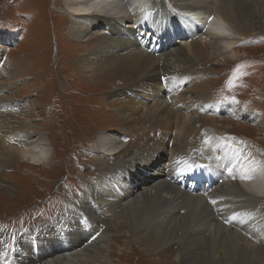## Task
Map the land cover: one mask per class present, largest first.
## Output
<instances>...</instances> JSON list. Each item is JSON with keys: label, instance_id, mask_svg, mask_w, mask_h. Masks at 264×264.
Masks as SVG:
<instances>
[{"label": "bare ground", "instance_id": "1", "mask_svg": "<svg viewBox=\"0 0 264 264\" xmlns=\"http://www.w3.org/2000/svg\"><path fill=\"white\" fill-rule=\"evenodd\" d=\"M169 1L174 5L170 10L166 3L169 12L166 22H171V27L161 35L162 40L157 38L153 49L145 47L142 38L147 41L153 35L159 37L160 31L154 29V25L159 23L156 15H161V10L153 6L151 24V11H145L149 0H67L64 3L65 13L71 19L70 36L81 44L86 43L84 46L90 47L87 48L90 52L97 54L100 51L104 55V59L96 62L100 66L89 65V76L95 79L104 75L110 79L116 96L124 97L123 107L127 111L147 108L151 114L153 109L147 106L151 97L165 100L170 97L171 101L162 102L152 112L153 116L147 117L158 123L154 131L160 132L148 143L150 147L140 148L138 154L125 158L114 168L110 167L108 156L120 154L126 146L116 134L101 135L99 142L104 150L98 151L101 156L98 160L104 162L97 160V182L92 178L85 179L84 185L88 188L81 198V205H76L75 212L58 217L52 225L26 232L17 240L10 236V250L20 251V254L15 260L5 262L4 257H8L9 252L8 247L3 246L0 264H115L110 254L103 250L108 246L110 235L107 224L125 239L127 247L135 244L145 253L162 250L172 253L178 247L177 260L184 264H264V237L251 245L246 238L237 235L251 226H259L254 218L264 208V146L238 137L227 138L214 130H205L201 138L192 141L195 118L189 115L187 99L180 96V100L174 102L175 93L182 92L183 87L191 89L202 85L203 88L206 85H198L201 69L195 70L191 65L190 70L180 73L178 68L183 64L180 61H197V52L207 48L199 41L211 44L212 58L217 64L224 65L241 57L235 45L250 35L264 33V0ZM103 24L112 28L96 31ZM105 31L111 32L109 37ZM98 36L104 40L100 41ZM130 37H137L138 41L131 42ZM178 39L190 44L172 53L173 59L169 55L162 62L156 59L158 52L170 49ZM118 45L117 50L114 47ZM122 50L126 51L121 56L115 55ZM2 52L0 47V55ZM91 58L93 60L94 56ZM87 60L86 56L80 57L78 65ZM5 67L0 71H6ZM208 74L204 73V76ZM116 82L122 83L115 85ZM15 90V85L8 87V94ZM148 94L151 95L146 102ZM210 94L203 93L197 100L194 97L199 109L221 116L239 112L241 117L242 110L235 105L210 103ZM5 108L0 101V173L16 157L39 165L49 162L53 156L47 157L51 151L50 139L43 136L36 139L31 133L36 126L20 119L16 121L13 114L4 112ZM193 108L196 109L194 105ZM213 114L206 116L215 117ZM129 117L128 121L132 122L134 116ZM47 140L50 146L46 144ZM200 144L201 148L198 147ZM126 161L132 163L131 170L127 169ZM125 170L127 192L124 195L111 193L109 187L115 188L111 180L120 182ZM4 187L11 190L9 186ZM242 203L251 208L245 210ZM108 215H112L113 223H106ZM212 223L216 228V231L212 230L213 234L205 227ZM41 228L56 250L47 243L42 252L37 251L43 245L40 242L44 241ZM90 228L94 232L88 238ZM4 240L5 236L0 233V242ZM12 244L17 247L12 249ZM72 246L77 247L70 250ZM86 254L90 256L89 261L87 258V262L79 260L80 255ZM26 258L29 263L24 262Z\"/></svg>", "mask_w": 264, "mask_h": 264}, {"label": "rangeland", "instance_id": "2", "mask_svg": "<svg viewBox=\"0 0 264 264\" xmlns=\"http://www.w3.org/2000/svg\"><path fill=\"white\" fill-rule=\"evenodd\" d=\"M66 1L0 0V47L3 49L0 55V62L2 61L0 68L6 66V71H0L1 105H6L4 112L13 114L16 121L20 119L19 121H24L23 123L34 124L36 127L31 133L36 139L39 136L46 139L48 137L51 146L49 140L46 144L50 146L51 155L48 154L47 157L53 155L49 162L46 161L41 165L16 157V160L9 161L8 168L2 169L0 173V233L5 236V242H0V259L3 258V246L8 247L9 258L4 257V261L7 260L5 262L15 260V256L20 254V251L15 253V250H10V236L12 240H17L26 232L52 225L58 217L75 212L76 205H81V198L88 188L84 185L85 179L92 178L96 180L95 182L99 179L95 176L98 175L97 160L101 158L98 151L104 150L98 145L101 135L116 134L122 141L121 144L126 146L122 154L108 156L110 161L108 163H111L110 167L114 168L125 158L138 154L140 148L150 147L149 144L158 137L160 132L154 131L158 123L147 117L149 115L152 117V112L161 106L162 102L166 104V101H171L170 97L167 100L151 97L147 104L150 109H153L151 114H148L147 108L144 110L141 108L137 112L127 111L123 107L124 97L116 96L114 87L110 85V79L104 75L96 76L95 79L90 77L89 65L100 66L96 62L104 59V55L100 51H97V54L90 52L87 49L90 47L84 46L86 43L82 45L70 36L68 28L71 19L64 10ZM166 3L170 9L174 7L169 0H153L149 16H151L152 24L153 6L160 8L161 15H156V21L159 23L154 25V29L160 31L158 34L160 38L157 35L151 36V39L148 38L147 41L142 38L143 44L146 43L145 47L150 46V49H153V43H156L158 39L162 40L164 37L161 35L171 27V22H166V17H169ZM103 27L105 30L107 27L112 28L111 25L103 24L98 26L96 31L103 29L104 32ZM105 34L109 37L111 32L109 34L105 31ZM101 35L105 37L102 33ZM117 36L115 34V38ZM98 38L100 41L104 40L101 36ZM244 39L235 45V49L241 52V57L228 61L224 65L217 64V60L212 58L211 44L204 41L198 42L206 44L207 48L197 52V61L192 62L193 64L184 63V60L180 61L183 63L178 68L181 70L180 73L190 70L192 65L195 70L201 69L198 85L206 84L203 88L202 85L191 89L183 87L182 92L175 93L177 97L174 98V102L180 100V96H182L181 99L186 98L185 104L190 107L189 115L195 118L194 131L191 134L192 141L201 138L205 130H214L227 138L238 137L260 147L264 146V33L250 35ZM130 41L138 40L137 37L134 39L130 37ZM150 42H152L151 45ZM176 42L170 45V49H164L162 53L158 52L156 59L162 62L167 55L173 59L175 56L171 55L172 53H176L181 46L190 44L181 39ZM114 48L118 50L120 46ZM125 51L122 50L115 55L121 56ZM82 56H86L88 60L79 66L78 61ZM92 56H94L93 60ZM207 72L209 76L206 77L204 73ZM119 83L122 82H116L115 85ZM14 85L16 90L9 95L8 87ZM206 92L212 95L210 103L214 105L216 102L230 103L242 110L243 114L241 117L239 112L232 116L229 114L221 116L199 109L196 100ZM150 95L148 94V98L145 99L146 102ZM207 113L215 117H208ZM130 115L134 116L132 122L128 121ZM201 146L202 144L198 145L199 148ZM126 162L127 169H130L132 163ZM126 170L120 182L115 183V180H111V184L115 187L111 189L109 187L111 193L124 195L127 192ZM101 177L105 178L104 175ZM4 186H9L11 192ZM138 188H140L139 185ZM242 206L245 210L251 208L246 203H242ZM106 219V223L114 221L112 215L106 216L105 221ZM254 222L259 223V226H251L248 231L242 230L237 233L241 239L246 238L245 241L251 245L257 244L264 237V208L254 218ZM107 225L106 229L110 235H108V246L103 250L110 254L115 264H184L177 260L178 247H175L172 253L163 250L145 253L138 245L127 247L124 243L125 239L109 224ZM194 225L196 227L197 224ZM205 227L212 234L216 231L213 223ZM39 231L44 241L40 242L43 245L37 251L42 252L47 243L51 249L53 247V250H56L42 228ZM92 232H94L93 229L87 232L88 238L91 237L89 235ZM59 245L62 247L60 243ZM16 247L11 245L12 249ZM76 247L72 246L70 250ZM89 257V254L80 255L79 260L87 262ZM24 262L29 263V260L26 258Z\"/></svg>", "mask_w": 264, "mask_h": 264}]
</instances>
